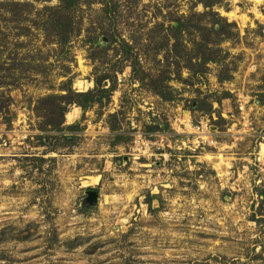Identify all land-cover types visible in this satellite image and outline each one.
I'll list each match as a JSON object with an SVG mask.
<instances>
[{"label": "rangeland", "instance_id": "rangeland-1", "mask_svg": "<svg viewBox=\"0 0 264 264\" xmlns=\"http://www.w3.org/2000/svg\"><path fill=\"white\" fill-rule=\"evenodd\" d=\"M18 1L37 9L59 3ZM194 3L125 2L116 23L102 21L103 5L93 3L77 12L80 32L64 48L38 30L14 35L21 27L3 41L0 92L12 105L0 113V264H264V0L215 8L239 31L222 43L237 63L233 79L219 83V66L210 64L195 86L171 81L179 93L172 101L140 87L114 57L119 43L102 32L131 40L151 67L147 36L193 5L202 12ZM112 71L109 102L86 112L69 107L65 124L79 128L67 139L40 132V97L61 93L70 79L87 91ZM188 116L208 124L202 138L177 121ZM50 140L62 145L44 153Z\"/></svg>", "mask_w": 264, "mask_h": 264}, {"label": "trees", "instance_id": "trees-1", "mask_svg": "<svg viewBox=\"0 0 264 264\" xmlns=\"http://www.w3.org/2000/svg\"><path fill=\"white\" fill-rule=\"evenodd\" d=\"M132 1L134 0H59L57 5H45L41 9H37L30 2L0 0V47H8L3 41L7 37L9 38L15 29L21 27V32L14 35H26L27 30H38L43 34L47 43L64 48L80 32L81 20L77 19V12L82 6L101 3L103 5L101 20H110V23L111 21L116 23V19L121 13V6L125 2ZM228 1L195 0V5L202 4V12L195 11L193 5L187 14L169 17L170 20L166 26L164 22L157 24L147 36V45H145H153L151 55L155 64L151 67L143 65L141 54L135 52V45L131 43V40L122 38L117 31L108 32L103 29L102 32L111 39L110 44L119 43V48L113 49L114 57L119 56L120 61L126 62V65L131 68L134 80L140 84V87L146 88L164 101H172L179 93L171 86V81L195 86L197 81L202 82V79L206 78L210 64L219 66L217 73L219 83L233 79L237 63L232 60L228 61L232 56L222 48V43L237 40L239 31L235 22L228 21L226 17L221 16L215 10L216 7H223ZM115 25L113 24L114 27ZM89 42L93 43L90 39ZM158 55H162V58L157 59ZM90 59L93 60L94 57ZM238 59H242V56H238ZM11 69H7L9 73ZM183 70L188 72L186 77H183ZM118 71L122 72V69ZM111 73L96 76L94 87L87 91L80 92L73 89L70 79L61 86V93L40 97L34 107L37 118L41 120L38 128L40 132H57L59 134H56L54 139H67L69 137L67 131H75L79 128L78 122L70 125L65 124V114L69 107L75 105L86 112L95 104L102 103L103 99L109 102L116 88L115 74L113 71ZM204 82L206 83V80ZM4 83L0 77V87ZM108 83L110 84L108 85ZM11 105V96L0 92V113H9ZM199 109L202 108L199 107ZM36 136L43 143L45 133ZM48 137L53 139L51 136ZM116 139L117 142L121 141L120 136H117ZM44 145L48 146L44 152L47 153L54 151L57 146L62 144L58 142L53 144L50 140L48 144Z\"/></svg>", "mask_w": 264, "mask_h": 264}, {"label": "built area", "instance_id": "built-area-1", "mask_svg": "<svg viewBox=\"0 0 264 264\" xmlns=\"http://www.w3.org/2000/svg\"><path fill=\"white\" fill-rule=\"evenodd\" d=\"M240 109L243 110V108H241V107H240ZM185 118L186 119H183V120L177 119V121H180V123L185 128L192 129L195 134H197L200 138H202L201 135L206 133V130L208 128V124L201 122L199 125H194L193 122L191 121L190 116L185 117Z\"/></svg>", "mask_w": 264, "mask_h": 264}, {"label": "water", "instance_id": "water-1", "mask_svg": "<svg viewBox=\"0 0 264 264\" xmlns=\"http://www.w3.org/2000/svg\"><path fill=\"white\" fill-rule=\"evenodd\" d=\"M89 204H93L97 200V192L91 190L87 192Z\"/></svg>", "mask_w": 264, "mask_h": 264}, {"label": "bare ground", "instance_id": "bare-ground-1", "mask_svg": "<svg viewBox=\"0 0 264 264\" xmlns=\"http://www.w3.org/2000/svg\"><path fill=\"white\" fill-rule=\"evenodd\" d=\"M261 155L264 157V143L261 145Z\"/></svg>", "mask_w": 264, "mask_h": 264}]
</instances>
